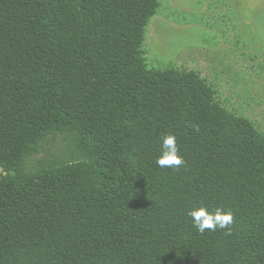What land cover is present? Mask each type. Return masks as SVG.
I'll return each instance as SVG.
<instances>
[{
	"label": "trees",
	"instance_id": "obj_1",
	"mask_svg": "<svg viewBox=\"0 0 264 264\" xmlns=\"http://www.w3.org/2000/svg\"><path fill=\"white\" fill-rule=\"evenodd\" d=\"M161 7L0 0V264H264V126L201 70L147 64ZM163 134L179 170L155 163ZM198 204L231 210V232H197Z\"/></svg>",
	"mask_w": 264,
	"mask_h": 264
},
{
	"label": "rangeland",
	"instance_id": "obj_2",
	"mask_svg": "<svg viewBox=\"0 0 264 264\" xmlns=\"http://www.w3.org/2000/svg\"><path fill=\"white\" fill-rule=\"evenodd\" d=\"M160 1L162 7L151 18L147 28L144 45L147 64L162 67L175 63L201 70L211 83L220 88L222 97L229 99L231 107L240 108L264 126V104L258 106L252 102L251 106L248 105L250 99H246L252 82L262 90L260 96L264 95L263 87L261 89L258 85L260 81L264 84V78L258 72L249 74L243 69L246 62L241 59L244 35L252 41L254 52L260 53L255 45L260 44L264 53V0ZM230 1L233 6L228 4ZM220 3L230 14L218 13ZM244 7L248 12V25L254 30L252 34L251 29L243 28ZM43 154L41 152L38 156Z\"/></svg>",
	"mask_w": 264,
	"mask_h": 264
},
{
	"label": "clouds",
	"instance_id": "obj_3",
	"mask_svg": "<svg viewBox=\"0 0 264 264\" xmlns=\"http://www.w3.org/2000/svg\"><path fill=\"white\" fill-rule=\"evenodd\" d=\"M156 165L161 169L179 170L186 164L177 145V138L173 134L161 136L159 155L155 159ZM186 215L197 232H215L223 230L231 232L234 224V214L223 207L209 208L203 204L193 205L186 209Z\"/></svg>",
	"mask_w": 264,
	"mask_h": 264
}]
</instances>
